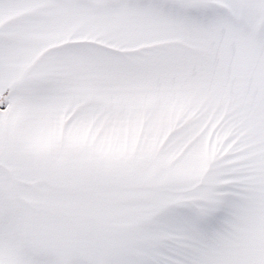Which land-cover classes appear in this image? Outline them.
Segmentation results:
<instances>
[{"label":"snow or ice","instance_id":"6c2138e0","mask_svg":"<svg viewBox=\"0 0 264 264\" xmlns=\"http://www.w3.org/2000/svg\"><path fill=\"white\" fill-rule=\"evenodd\" d=\"M0 264H264V0H0Z\"/></svg>","mask_w":264,"mask_h":264}]
</instances>
